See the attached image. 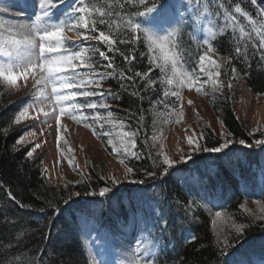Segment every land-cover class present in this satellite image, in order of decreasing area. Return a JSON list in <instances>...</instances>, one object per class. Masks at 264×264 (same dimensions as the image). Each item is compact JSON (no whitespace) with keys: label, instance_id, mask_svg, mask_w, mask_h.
Here are the masks:
<instances>
[{"label":"trees","instance_id":"trees-1","mask_svg":"<svg viewBox=\"0 0 264 264\" xmlns=\"http://www.w3.org/2000/svg\"><path fill=\"white\" fill-rule=\"evenodd\" d=\"M153 2L160 6L175 4V0H148V4ZM96 3L113 13L104 17L112 23L111 29L108 24H97L99 29L111 32L117 41L114 49L118 51L107 53L112 62L127 75L148 72L150 56L143 36L134 45L119 42L122 38L128 39L131 33L124 24L128 16L116 13L130 15L137 9L127 4L121 9L119 4L123 0H96ZM237 4L259 21L257 9L264 7V0H257L255 6L250 0H189L185 7L192 8L191 14L186 15L175 40L184 60L182 69L190 73L193 62L205 47L202 40L210 33H216V38L210 41L216 51L209 55L222 62L219 80L224 87L208 97L209 104L227 129L229 139L252 143L264 138V130L249 134L236 111L239 98V91L233 85L236 77L232 79L230 89L226 85L235 66V76L241 78L254 95H264V57L253 46L259 43L258 38L252 41L247 37L240 39L238 26L229 23L225 27L221 23L223 9L231 12ZM236 15L239 25L250 31L245 18ZM132 18L140 22L144 19ZM69 33L76 44L84 43L83 39H76L75 33ZM87 43L101 50L106 48L91 39ZM238 46L242 56L247 58L236 55ZM124 56H135V60L125 62ZM94 59L100 60L98 53ZM164 79L161 70L153 68L149 77H135L134 84L116 78L104 82V88L100 90H110L116 97L114 100L108 97L113 103L114 116L141 130L135 149L140 158L125 160L127 166L133 168L126 182L113 185L112 181L92 171L88 179L77 182L72 188L51 182L42 174L40 161L25 156L29 148L16 143L21 133L12 120L20 108L12 101L5 84L0 82V264H93L97 240L108 234L128 238L138 232L142 239L154 243L160 241L157 264H228L230 260L241 259L259 264L264 256V220L258 217L264 214H249V205L255 202L264 206V180L261 178L264 145L252 148L229 146L218 154L195 152L191 160L175 164L167 175H161L164 165L156 155L159 148L150 149L149 140L160 117L178 109L180 103L172 96H162L167 87ZM152 80L154 86L150 83ZM166 104H172L173 108ZM95 130L111 152L101 130ZM223 139L206 127L201 144L215 147ZM148 172L156 175L149 176ZM141 180L143 183H139ZM105 186L112 190L101 197L99 190ZM9 192L15 200L10 198ZM89 192L96 194L89 195ZM65 199L69 200L68 204L64 203ZM189 202L195 205L191 210ZM20 204L29 207H20ZM153 209L167 221L166 226L160 224V217ZM216 209L223 210V217L245 225L243 235L232 230L226 240L219 239L212 227ZM163 227L167 228L166 232ZM192 235L196 239L189 242ZM225 241L227 256L220 252ZM233 243L235 247L231 246Z\"/></svg>","mask_w":264,"mask_h":264},{"label":"snow or ice","instance_id":"snow-or-ice-1","mask_svg":"<svg viewBox=\"0 0 264 264\" xmlns=\"http://www.w3.org/2000/svg\"><path fill=\"white\" fill-rule=\"evenodd\" d=\"M188 3L189 0H175V4L171 6L168 4L160 6L156 2L148 4V0H123V3L119 4L121 9L124 8L125 4L137 9L130 15L127 12L116 13L119 16H128L124 24L131 33L128 39L122 38L119 42L134 45L143 36L147 44L146 52L150 56L148 72L140 73L137 71L127 75L112 62V57L107 54L111 51H118V49H114L117 41L111 32L106 33L97 27V24H108L111 29L112 23L104 19L106 15L111 16L113 14L110 10L106 11L97 6L96 0H35V13L28 20L11 21L7 23L6 27L0 24V28H3L0 31V82L5 85L16 86L19 79L27 80L28 76H31L35 93V98L25 102L20 110L14 114L12 123L18 125L24 120L35 118L30 116L29 109L37 102L41 105L54 103L55 106L52 107L51 112L45 111L43 107L39 108V112H42L46 118L45 122L50 115H54L58 125L60 118L65 116L78 123H84L85 127H92L93 124H96L101 130L100 134L109 137L106 143L112 147L113 153L117 155L121 164H124L129 157L139 159L140 155L135 149L136 139L141 130L132 128L124 120L106 119L116 115L111 111L113 103L108 99L110 96L113 100L116 99L115 94L110 90H100L104 88V82L107 79L116 78L121 81L126 79L134 84L135 77H149L153 68H159L165 77L163 83L167 86L162 96L164 98L172 96L175 101L180 102L179 110L174 109V114L177 117L176 123H180L183 117L181 89L187 87L192 90L194 88L197 93H200L209 81L214 93L222 91L224 87L219 80L220 65L209 55L216 51L210 43L216 38L215 32L210 33L202 40L205 47L196 61L193 62L194 67L191 72L182 70L184 60L180 56L179 44L175 40V36L180 25L185 23L186 15L191 14L192 8L185 7ZM250 3L255 6L257 0H250ZM4 4L5 0H0V5ZM7 4L10 6L11 0H7ZM21 7L27 8L28 5L24 3ZM0 10L3 9L0 8ZM19 14L25 15L26 13L21 11ZM236 14L245 18L250 31L239 25ZM257 16L260 18L259 21L237 4L231 12L226 8L223 9L224 18L221 23L225 27H228L229 23L238 26L240 39L247 37L248 40L252 41L258 38L259 43H254L253 46L264 57V7L257 9ZM132 17H143L144 19L140 22ZM68 32L75 33L76 39H83L84 43L76 44L72 37L67 35ZM90 39L104 44L106 48L101 50L96 45L88 44ZM97 53L100 57L99 61L94 59ZM235 53L241 58H247L242 56V50L239 46L235 48ZM123 58L125 62L135 60V56H124ZM236 71L235 66H233L231 69L232 78L228 80L226 85L229 89L232 87V79L235 78ZM150 83L155 85L154 80ZM49 89L50 91H48ZM132 94L135 95V92ZM97 96L100 97L99 101L95 99ZM191 103L192 101H189V104ZM165 106L173 108L172 104ZM100 109L106 111H99ZM105 122L111 123L113 128L105 130ZM93 132L96 134L95 129ZM29 133L35 135L34 130L29 128L28 132L21 134L16 143L23 144L24 137ZM113 133L119 138V146L113 141ZM63 139L64 137L58 133V148L59 140ZM202 139L203 134L195 139L193 136H189L187 137V144L193 152L204 151L218 154L237 142L225 135L223 141L217 146L206 147L201 144ZM151 140L154 143L157 141L155 133L152 134ZM144 142L146 144L147 140ZM238 143L246 148L258 147L264 145V138L255 139L252 143L240 139ZM39 147V143L35 144L25 153V156L30 159ZM156 155L162 157L164 169L161 175H167L168 170L174 167L175 162L167 154L160 151H157ZM181 159L187 162L192 159V156L189 154ZM69 164L71 165V159ZM126 171L129 174L133 173V168L126 166ZM42 174L46 176L47 169H44ZM147 175L154 176L156 173L148 172ZM261 178L264 180V170H262ZM112 183L116 185L119 181L113 177ZM139 183H143V181L141 180ZM111 190L110 187L105 186L99 190V195L104 197ZM8 194L11 199H16L10 192ZM88 194L95 195L96 193L89 192ZM76 195L78 196L79 193ZM64 203L68 204L69 200L65 199ZM194 206L189 202V210ZM20 207L29 206L20 204ZM152 211L160 217V224L166 226L167 221L160 216L159 211L156 209ZM222 211V209L215 210L213 228L216 227L215 221L222 217ZM261 212H264V206L261 207ZM258 219L264 220V215L259 216ZM244 228L245 225L241 224L236 226L235 230L238 235H243ZM163 231L166 232L167 228L163 227ZM195 239L194 235L188 238L189 242H193ZM159 244L160 241L158 240L151 247L145 248L144 252L130 264H157L160 255L157 247ZM231 246L235 247V243ZM135 247L139 251L140 240H137ZM98 248V258L95 260V264H112L106 259L105 245H98ZM220 252L221 255H228L226 241L221 246ZM232 255L235 256L236 253ZM228 264H252V262L241 259L240 261L230 260ZM259 264H264V256L260 258Z\"/></svg>","mask_w":264,"mask_h":264},{"label":"rangeland","instance_id":"rangeland-1","mask_svg":"<svg viewBox=\"0 0 264 264\" xmlns=\"http://www.w3.org/2000/svg\"><path fill=\"white\" fill-rule=\"evenodd\" d=\"M24 3L28 5L27 8L21 7ZM0 8L3 9L0 10V24L6 27L8 22L28 20L32 17L35 13V0H11L10 6L5 0V4L0 5ZM21 11L26 14L20 15ZM2 30L3 28H0V31ZM67 35L70 36V33L68 32ZM212 59L221 67V61L214 56H212ZM235 77L236 81L233 85L239 91L236 107L237 115L249 134L253 133L254 135L264 130V95H254L241 78ZM31 83H33V78L28 76L27 80L24 78L19 79L16 86L5 85L12 96V101L19 108L25 102L35 98V95L21 98L23 92L26 91ZM180 91L183 103L181 122L176 123L177 117L174 114V110L168 112V115H162L154 132L157 135V141L154 143L149 140L150 149L159 148V151L167 154L175 164L184 162L181 159L182 157L189 154L192 156L195 153L188 146L187 137L193 136L195 139L201 134L204 136L206 127H210L219 136L229 135L222 121L215 116L209 104V98L213 95L210 81L204 85V90L200 93H197L194 88L189 90L187 87ZM95 99L100 100L99 96L95 97ZM189 101H192V103L189 104ZM54 106V103L41 105L37 102L29 109L30 116L35 118L24 120L17 125L21 134L28 132L29 128L34 130L35 135L30 133L26 135L24 143L21 145L30 149L35 144H40V147L31 158L40 161L43 171L47 169L46 177L51 182L66 188H72L77 182L88 179L92 171L100 174L107 181H112L113 177L119 182L128 181L130 174L126 171L127 164H121L117 155L113 153L112 147L108 145L111 149V152H109L102 144L99 134L97 132L94 134L93 129H100L99 126L93 124L92 127H85L84 123H78L67 116L61 117L58 125L54 115H50L47 118V122H45L46 118L42 112H39V108L43 107L45 111L51 112ZM176 110H179V108ZM99 111L103 112L106 110L100 109ZM106 119L121 120L115 116ZM112 128L113 125L111 123H104L105 130ZM58 133L64 137L63 140H59V148L57 147ZM104 137L106 141L109 139L107 136ZM112 138L114 143L119 146L120 141L115 133H113ZM247 143L251 142L247 141ZM231 146L235 148L240 146V144L236 142L231 144ZM242 147L244 146L242 145ZM70 159L71 165L69 164ZM249 207L251 211L249 214H264V212H261L262 205L260 203L251 202ZM215 223V233L221 240H224L230 231L235 230L236 226L242 224L223 216L216 220ZM139 234L140 232L138 234L135 233L134 236L128 238L115 237L108 234L101 240H97L94 243L97 250L94 254L93 264L98 258V245H105L106 259L112 264H130V262L135 261L144 252L145 248L151 247L153 244L147 239H142ZM137 240L141 241L139 251L135 247Z\"/></svg>","mask_w":264,"mask_h":264},{"label":"bare ground","instance_id":"bare-ground-1","mask_svg":"<svg viewBox=\"0 0 264 264\" xmlns=\"http://www.w3.org/2000/svg\"><path fill=\"white\" fill-rule=\"evenodd\" d=\"M19 17H25V16H19ZM33 95H35V93L33 90V83H31L29 87L26 89V91L23 92V94L21 95V98H25V97L33 96Z\"/></svg>","mask_w":264,"mask_h":264}]
</instances>
